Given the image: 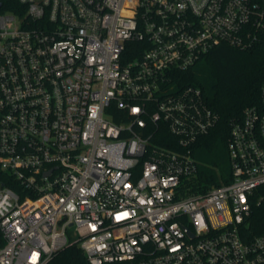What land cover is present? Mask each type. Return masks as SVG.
<instances>
[{
  "label": "built area",
  "instance_id": "obj_1",
  "mask_svg": "<svg viewBox=\"0 0 264 264\" xmlns=\"http://www.w3.org/2000/svg\"><path fill=\"white\" fill-rule=\"evenodd\" d=\"M259 40L264 0H0V264L75 242L87 264H264V78L206 191L193 145L220 115L175 81Z\"/></svg>",
  "mask_w": 264,
  "mask_h": 264
},
{
  "label": "trees",
  "instance_id": "obj_2",
  "mask_svg": "<svg viewBox=\"0 0 264 264\" xmlns=\"http://www.w3.org/2000/svg\"><path fill=\"white\" fill-rule=\"evenodd\" d=\"M4 9L12 7L5 5ZM175 75L179 86L200 87L208 105L220 115L218 124L193 145V154L199 161L193 185L195 189L206 191L231 177L228 152L231 120L239 119L247 106L261 103L264 42L259 40L248 48L220 44ZM2 173L0 170V177ZM8 184L17 187L9 178ZM250 230L252 234L264 232L263 211L255 214ZM48 264H87V261L85 253L75 242L58 252Z\"/></svg>",
  "mask_w": 264,
  "mask_h": 264
},
{
  "label": "rangeland",
  "instance_id": "obj_3",
  "mask_svg": "<svg viewBox=\"0 0 264 264\" xmlns=\"http://www.w3.org/2000/svg\"><path fill=\"white\" fill-rule=\"evenodd\" d=\"M72 232V231H71ZM70 238L71 240H76L77 239V236L74 235L73 233H70Z\"/></svg>",
  "mask_w": 264,
  "mask_h": 264
}]
</instances>
